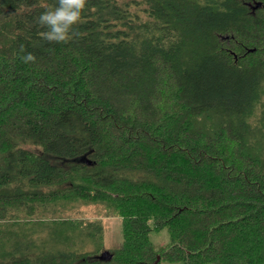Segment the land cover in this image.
<instances>
[{
    "label": "trees",
    "instance_id": "obj_1",
    "mask_svg": "<svg viewBox=\"0 0 264 264\" xmlns=\"http://www.w3.org/2000/svg\"><path fill=\"white\" fill-rule=\"evenodd\" d=\"M55 5L0 0V264H264V0Z\"/></svg>",
    "mask_w": 264,
    "mask_h": 264
},
{
    "label": "clouds",
    "instance_id": "obj_2",
    "mask_svg": "<svg viewBox=\"0 0 264 264\" xmlns=\"http://www.w3.org/2000/svg\"><path fill=\"white\" fill-rule=\"evenodd\" d=\"M87 3L88 0H56L54 7L47 8L36 18V24L47 29L39 35L49 43H68L81 35L75 30V26L81 22ZM20 59L22 63L30 64L36 58L33 54L27 53Z\"/></svg>",
    "mask_w": 264,
    "mask_h": 264
},
{
    "label": "rangeland",
    "instance_id": "obj_3",
    "mask_svg": "<svg viewBox=\"0 0 264 264\" xmlns=\"http://www.w3.org/2000/svg\"><path fill=\"white\" fill-rule=\"evenodd\" d=\"M96 210L95 213H93ZM96 214V216H94ZM101 218L102 227H103V247L104 251H113L118 248L121 243V219L118 217H105L99 215L95 207H89L86 210L84 217L86 219H93L95 217ZM149 239L153 243L156 249L164 246L168 242V234L166 230H161L159 232L151 231L149 233ZM160 264H181L180 262L169 263L162 261Z\"/></svg>",
    "mask_w": 264,
    "mask_h": 264
},
{
    "label": "water",
    "instance_id": "obj_4",
    "mask_svg": "<svg viewBox=\"0 0 264 264\" xmlns=\"http://www.w3.org/2000/svg\"><path fill=\"white\" fill-rule=\"evenodd\" d=\"M110 257H111L110 254L107 251H104L99 256V259L100 260H105L106 258H110ZM158 260H159V257L156 258V261L153 264H156Z\"/></svg>",
    "mask_w": 264,
    "mask_h": 264
}]
</instances>
